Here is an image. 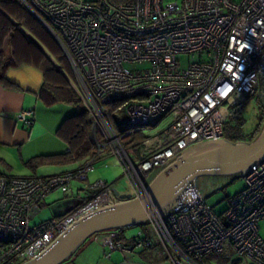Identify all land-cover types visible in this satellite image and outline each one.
Returning a JSON list of instances; mask_svg holds the SVG:
<instances>
[{
    "label": "built area",
    "instance_id": "built-area-1",
    "mask_svg": "<svg viewBox=\"0 0 264 264\" xmlns=\"http://www.w3.org/2000/svg\"><path fill=\"white\" fill-rule=\"evenodd\" d=\"M17 1L62 50L89 113L95 151L56 174H0V264L38 256L76 219L117 201L113 183L87 181L108 157L122 166L131 196L143 197L150 176L184 149L225 138L230 111L254 95L264 72V0ZM32 120L30 110L17 116L19 122ZM135 134L141 137L133 140ZM243 178L244 187L227 198L222 216L189 183L170 212L154 213L147 222L156 240L139 229L124 245L110 233L104 256L158 243L173 264H196L229 243L234 264H264L258 227L264 219V159ZM74 181L81 182L74 190L78 203L32 223L46 197L72 192Z\"/></svg>",
    "mask_w": 264,
    "mask_h": 264
},
{
    "label": "crops",
    "instance_id": "crops-1",
    "mask_svg": "<svg viewBox=\"0 0 264 264\" xmlns=\"http://www.w3.org/2000/svg\"><path fill=\"white\" fill-rule=\"evenodd\" d=\"M23 31L25 32V30ZM25 33L32 38L27 32ZM3 53L6 61L14 58V54L6 42L3 43ZM49 59L52 61L50 57ZM61 71L78 96L73 86L74 78H70L68 71L64 69ZM5 77L13 86H5L0 82V174L5 176L50 175L81 164L83 161L35 166H30L27 163L36 156L67 152L68 144L57 134V129L65 118L73 115L77 110L73 105L67 103H55L53 105L44 103L40 98L44 82L43 72L31 63L9 65L5 70ZM27 110L33 111L31 124L17 121L19 112ZM45 207H48L46 199L42 202L39 213ZM148 227L150 226L148 225ZM128 229L123 232L126 237L135 233H129ZM139 229L156 240V235L151 228L148 230L145 227H137V231ZM107 234L110 232L94 234L70 260L63 264H173L171 258L163 253V249L158 243L152 248L133 249L128 253L115 250L107 258L104 256V237ZM111 234L115 235L114 233ZM224 250L231 251L232 254L227 255L223 252ZM235 261L236 255L232 246L225 243L221 252L207 253L196 264H234ZM185 264L195 263L186 262Z\"/></svg>",
    "mask_w": 264,
    "mask_h": 264
},
{
    "label": "water",
    "instance_id": "water-1",
    "mask_svg": "<svg viewBox=\"0 0 264 264\" xmlns=\"http://www.w3.org/2000/svg\"><path fill=\"white\" fill-rule=\"evenodd\" d=\"M264 159V123L250 141L226 138L195 143L157 170L146 195L132 197L114 188L118 200L79 217L58 234L38 256L21 264H63L94 234L147 224L154 213L170 212L189 183L203 175L243 176L250 165Z\"/></svg>",
    "mask_w": 264,
    "mask_h": 264
},
{
    "label": "trees",
    "instance_id": "trees-1",
    "mask_svg": "<svg viewBox=\"0 0 264 264\" xmlns=\"http://www.w3.org/2000/svg\"><path fill=\"white\" fill-rule=\"evenodd\" d=\"M23 30L31 35L32 38ZM36 38L44 39L46 46L51 52L56 53L60 50L59 45L52 35L23 5L17 0H0V82L5 86H13L5 77L6 68L9 67V65L31 63L39 67L43 72L44 82L41 88L40 98L44 103L46 105L67 103L73 105L77 110L76 113L65 118L57 129V134L67 142L69 151L36 156L31 158L27 163L30 166H35L48 163L67 164L74 161L82 162L95 151V140L91 130L88 110L61 71L63 67L56 66L49 59L44 49L36 42ZM5 42L10 46L14 54V58H10L8 61H6L7 59L3 53V43ZM59 59L63 63L66 62L68 64L64 54L61 55ZM248 99L236 105L229 113L228 119L224 125V132L225 138L230 141L253 140L258 135L264 123V103H262L259 105L260 118L257 126L249 136H245L243 133V127L245 125L243 107ZM117 105L118 103L111 104L109 106L110 110L113 111ZM113 119L115 122L117 117L114 116ZM140 137V134H135L132 136V139L137 140ZM153 175L154 173L150 176L149 180ZM229 196L231 195H228L227 198ZM219 216H222V213H220ZM137 227L144 228V224ZM125 229L128 228H119L109 231L115 234L113 235L114 242L124 245L133 242L135 236L126 237V235L123 234ZM76 253H74V255Z\"/></svg>",
    "mask_w": 264,
    "mask_h": 264
},
{
    "label": "rangeland",
    "instance_id": "rangeland-1",
    "mask_svg": "<svg viewBox=\"0 0 264 264\" xmlns=\"http://www.w3.org/2000/svg\"><path fill=\"white\" fill-rule=\"evenodd\" d=\"M95 1V0H86ZM36 42L44 49L48 57L52 59L56 66H62L65 71H68L70 78L73 79V75L70 70L69 64L63 63L59 58L63 55L62 50L58 52H51L46 46L45 40L36 38ZM60 48V47H59ZM184 60V58H182ZM66 65V66H65ZM264 103V72L262 73L257 90L254 95L246 101L243 107V115L245 117V125L243 127V133L245 136H249L254 128L257 126L260 118L259 105ZM106 166L102 163L96 164L95 168L88 173L87 181L93 182L95 180H103L108 183H113V187L120 193H130L131 186L127 179V176L123 172L122 166L113 157H108L106 160ZM245 181L243 176H213L203 175L196 179V185L199 187L201 193L204 195L206 201L212 205L216 214H220L226 208L227 196L236 193L244 187ZM81 182L74 181L72 183V192L64 193L57 190L46 197L48 207H45L39 215L35 217L33 222H39L43 219H47L52 215H60L75 206L78 203V198L74 193L76 187L80 186ZM144 227L150 230L147 224ZM259 235L264 240V219L259 224ZM129 233H137V227H131L128 229ZM225 254H232L231 251H223Z\"/></svg>",
    "mask_w": 264,
    "mask_h": 264
}]
</instances>
